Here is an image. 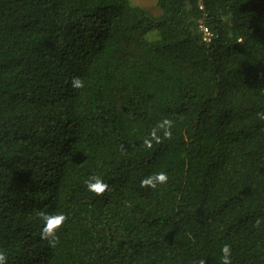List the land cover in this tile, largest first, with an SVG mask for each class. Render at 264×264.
I'll use <instances>...</instances> for the list:
<instances>
[{"label":"trees","instance_id":"1","mask_svg":"<svg viewBox=\"0 0 264 264\" xmlns=\"http://www.w3.org/2000/svg\"><path fill=\"white\" fill-rule=\"evenodd\" d=\"M157 5L0 0L6 264H264V0Z\"/></svg>","mask_w":264,"mask_h":264},{"label":"clouds","instance_id":"2","mask_svg":"<svg viewBox=\"0 0 264 264\" xmlns=\"http://www.w3.org/2000/svg\"><path fill=\"white\" fill-rule=\"evenodd\" d=\"M72 87L73 88H81L83 87V81L79 77H74L72 79ZM163 182L167 179V176L164 173H157L154 178H150L147 182L152 183V180ZM108 185L101 181L99 178H94V180H90L87 183V188L90 192H94L96 194H101L107 189ZM45 225L42 229L41 235L45 238L54 237L55 229L59 228L60 225L64 222L65 217L60 214L56 216L44 215ZM222 262L223 264H231L230 261V247L228 245H224L222 248ZM0 264H6V256L4 253L0 252ZM203 264V261L201 262Z\"/></svg>","mask_w":264,"mask_h":264},{"label":"rangeland","instance_id":"3","mask_svg":"<svg viewBox=\"0 0 264 264\" xmlns=\"http://www.w3.org/2000/svg\"><path fill=\"white\" fill-rule=\"evenodd\" d=\"M132 4L141 6L151 13L158 14L160 12L158 5H157V0H131ZM154 31H149L147 34L149 38H152V33Z\"/></svg>","mask_w":264,"mask_h":264},{"label":"built area","instance_id":"4","mask_svg":"<svg viewBox=\"0 0 264 264\" xmlns=\"http://www.w3.org/2000/svg\"><path fill=\"white\" fill-rule=\"evenodd\" d=\"M201 27L205 32V39L210 40L212 33H211L209 27L203 26V25Z\"/></svg>","mask_w":264,"mask_h":264}]
</instances>
